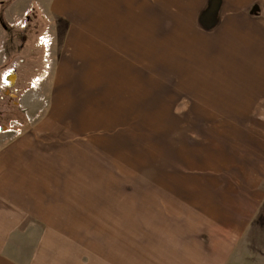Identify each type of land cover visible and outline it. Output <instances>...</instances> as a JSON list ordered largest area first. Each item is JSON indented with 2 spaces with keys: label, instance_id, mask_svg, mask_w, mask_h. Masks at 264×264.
Segmentation results:
<instances>
[{
  "label": "rangeland",
  "instance_id": "1",
  "mask_svg": "<svg viewBox=\"0 0 264 264\" xmlns=\"http://www.w3.org/2000/svg\"><path fill=\"white\" fill-rule=\"evenodd\" d=\"M47 13L46 0H0V129L19 130L0 137L40 129L57 144L51 151L74 149L81 187L73 199L95 207L94 222L80 226L81 264L96 255L106 264L107 238L119 245L122 233L152 235V228L132 231L129 214L160 208L168 217L171 202L229 201L253 188L257 210L226 264H264V170L253 178L255 162L232 154L247 158L253 140L264 137V112L237 111L233 89L219 90L233 81L185 90V80L171 79L181 75L163 65L169 57L87 65L75 17ZM66 250L64 263H73Z\"/></svg>",
  "mask_w": 264,
  "mask_h": 264
},
{
  "label": "crops",
  "instance_id": "2",
  "mask_svg": "<svg viewBox=\"0 0 264 264\" xmlns=\"http://www.w3.org/2000/svg\"><path fill=\"white\" fill-rule=\"evenodd\" d=\"M46 9L51 17H75L78 51L87 65L169 57L163 65L181 75L171 79L185 80V90L199 82L219 89L204 83L209 80L233 81L219 90L233 89L242 107L237 111L264 112V0H46ZM251 144L247 158L232 153L233 160L254 161L258 178L264 137ZM51 149L57 144L40 129L0 137V264H65L66 247L70 264L82 262L80 226L94 222L95 207L73 199L81 187L74 149ZM249 191L255 194L241 192L223 202H171L168 217L160 208L142 217L129 214L125 224L135 226L132 231L152 228V235L122 233L119 245L107 238L105 263L226 264L257 210L258 190ZM93 264H101L97 255Z\"/></svg>",
  "mask_w": 264,
  "mask_h": 264
},
{
  "label": "bare ground",
  "instance_id": "3",
  "mask_svg": "<svg viewBox=\"0 0 264 264\" xmlns=\"http://www.w3.org/2000/svg\"><path fill=\"white\" fill-rule=\"evenodd\" d=\"M12 76H13V81H12V83H15V76H14V75H12ZM9 127L12 128L13 125H10ZM9 127L7 126L6 128L4 127L3 129H6V130H7ZM3 129H0V132H2V133H8V132H11V131H8V132H7V131H3ZM16 129H17V128H16ZM16 129H12V130H16Z\"/></svg>",
  "mask_w": 264,
  "mask_h": 264
},
{
  "label": "built area",
  "instance_id": "4",
  "mask_svg": "<svg viewBox=\"0 0 264 264\" xmlns=\"http://www.w3.org/2000/svg\"><path fill=\"white\" fill-rule=\"evenodd\" d=\"M3 131H7V132H8V131H13V130H12V128H11V127H9L7 130H6V129H3ZM15 131H16V132H18L19 130H18V129H16Z\"/></svg>",
  "mask_w": 264,
  "mask_h": 264
}]
</instances>
